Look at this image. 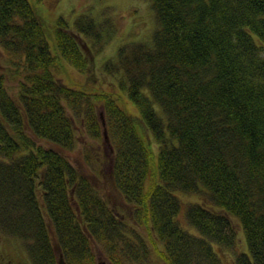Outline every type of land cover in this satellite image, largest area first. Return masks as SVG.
<instances>
[{"label": "trees", "instance_id": "trees-1", "mask_svg": "<svg viewBox=\"0 0 264 264\" xmlns=\"http://www.w3.org/2000/svg\"><path fill=\"white\" fill-rule=\"evenodd\" d=\"M149 3L151 40L102 62L109 88H76L58 73H83L112 29L86 13L49 25L30 0H0V46L18 79L14 95L0 64V229L22 240L26 264H58L59 251L90 263L93 245L111 264H144L136 224L164 264H225L218 247L235 249L233 264H264V0ZM101 114L107 176L133 222L51 145L72 150L81 129L102 139ZM200 192L218 210L182 205L179 193Z\"/></svg>", "mask_w": 264, "mask_h": 264}, {"label": "rangeland", "instance_id": "rangeland-1", "mask_svg": "<svg viewBox=\"0 0 264 264\" xmlns=\"http://www.w3.org/2000/svg\"><path fill=\"white\" fill-rule=\"evenodd\" d=\"M33 5L39 10L40 14L45 17L49 25H53L56 18L60 15L63 19H67L69 23H72L73 19L79 13H86L101 22L103 28L112 29L110 31L109 38L106 39L103 48L93 57H90L88 68L83 73L78 71L72 66L65 65V68L58 74L59 79L69 86L89 87L97 85L99 87H110V84L106 75H101L100 68H102V62L115 55L116 49L119 45L132 42V41H144L149 42L152 38L153 31L155 29V17L154 12L151 9L149 0H30ZM83 49L89 52L88 47L83 45ZM8 55L0 46V64L3 72H11L5 77V83L8 91L12 94L17 93V73L15 67L8 62ZM12 59L17 61L13 56ZM101 65V67H100ZM129 104V103H128ZM129 108L136 112V110L129 104ZM100 114V113H99ZM102 115L100 116V118ZM103 135V134H102ZM78 141L76 146L72 150L65 148H59L55 144H51L61 150L75 166L82 168L85 172L92 176L93 181L100 186L103 196L109 200V197L115 200L116 208L122 217L126 216L131 222L129 211L131 205L124 202L123 196H121L113 187L110 177L107 173L110 170L112 162L109 157L111 146L109 145L107 138L96 139L88 134L84 130L77 131ZM38 143L48 146L49 144L41 139H35ZM104 155V156H103ZM106 155V157H105ZM105 157L104 174L99 177L91 172L90 168L98 165V161L103 160ZM109 159V160H108ZM183 206H187L191 203H199L205 205L211 209H217L216 205L212 203L208 195L204 192L200 193H179L178 194ZM218 210V209H217ZM184 213H181L180 220L184 225H187ZM234 226L237 228L239 237L236 248L246 250V244L242 231L240 230V224L236 217L230 216ZM191 229V228H190ZM137 232L146 239L148 246V261L144 264H164V262L158 257L155 252V247L152 245V240L148 239V231L140 224H136ZM241 231V232H240ZM22 240H19L15 236L9 235L0 229V264H26L27 257ZM159 246V245H158ZM161 246H159L160 248ZM217 249V248H216ZM93 261L90 263L87 261L79 264H111L103 247L93 245ZM218 252L225 264H233V253L235 249L218 247ZM58 264H66L62 253L56 254ZM61 261V263H59ZM70 264H77L73 261ZM141 264V263H136Z\"/></svg>", "mask_w": 264, "mask_h": 264}, {"label": "water", "instance_id": "water-1", "mask_svg": "<svg viewBox=\"0 0 264 264\" xmlns=\"http://www.w3.org/2000/svg\"><path fill=\"white\" fill-rule=\"evenodd\" d=\"M103 134H104V138H107V135H106V131H105V129H104V131H103Z\"/></svg>", "mask_w": 264, "mask_h": 264}]
</instances>
